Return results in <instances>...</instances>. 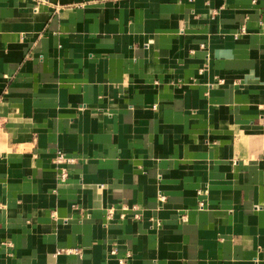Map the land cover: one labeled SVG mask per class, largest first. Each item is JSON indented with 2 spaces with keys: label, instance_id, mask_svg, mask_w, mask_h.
Listing matches in <instances>:
<instances>
[{
  "label": "crops",
  "instance_id": "obj_1",
  "mask_svg": "<svg viewBox=\"0 0 264 264\" xmlns=\"http://www.w3.org/2000/svg\"><path fill=\"white\" fill-rule=\"evenodd\" d=\"M0 264H264V0H0Z\"/></svg>",
  "mask_w": 264,
  "mask_h": 264
},
{
  "label": "built area",
  "instance_id": "obj_2",
  "mask_svg": "<svg viewBox=\"0 0 264 264\" xmlns=\"http://www.w3.org/2000/svg\"><path fill=\"white\" fill-rule=\"evenodd\" d=\"M40 1H43V0H40ZM33 9H35V6L33 7ZM240 31H242V28H240ZM154 107V105L152 106ZM53 160L56 164H63V165H67V164H71L73 162H75V158L74 157H71V156H67L65 155L62 151L60 150H57L53 156ZM67 175H68V172H67V168L66 167H63V166H60L59 169H58V172H57V178L59 179V181H63L67 178ZM158 199L160 201H162L164 199V196L159 194L158 195ZM198 205L199 206H202V202L199 201L198 202ZM138 206L133 204V205H130V206H122L120 209H119V212H118V218H124L126 216V212L125 211H129L130 213V217L133 218V219H137L139 217V214L137 213L138 211ZM112 214H113V210L112 208H108L105 212V217L107 219H110L112 217ZM114 250L111 251V253H113ZM118 262L120 263L121 260H118Z\"/></svg>",
  "mask_w": 264,
  "mask_h": 264
}]
</instances>
